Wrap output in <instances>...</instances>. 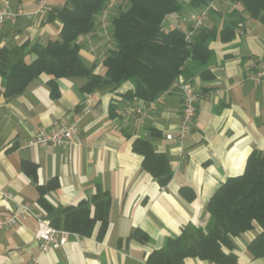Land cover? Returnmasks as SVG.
Segmentation results:
<instances>
[{
    "label": "crops",
    "instance_id": "1",
    "mask_svg": "<svg viewBox=\"0 0 264 264\" xmlns=\"http://www.w3.org/2000/svg\"><path fill=\"white\" fill-rule=\"evenodd\" d=\"M67 2L49 0L41 10L38 0H0V8L25 13L15 23L0 25V50L23 49L26 61L32 62L34 46L59 39L62 23L49 16ZM180 2L191 16L200 10L193 0ZM191 16L186 27L181 20H172L164 29L187 32ZM230 22L235 23L234 38L225 42L218 34L210 42L214 55L205 67L190 60L186 64V75L201 96L193 130L182 145L166 139L181 123L182 102L175 84L163 100L149 106L144 122L125 113L139 103L123 97L133 89L131 82L114 92L83 94L87 78H61L57 80L60 95L55 97L49 84L52 77L42 74L20 94L0 93V217L12 216L17 202L46 216L39 204V186L52 179L58 186L48 188L44 196L55 207L89 200L99 188L112 200L103 239L97 238V225L91 237L71 235L66 245L46 253H41L35 238L36 219L20 217L15 226L0 230V264H28L35 257L39 264H143L186 227L207 229L211 220L207 205L216 190L244 172L253 151L264 153V82L257 85L248 77L252 65L264 60V23L251 17L242 3L221 0L205 28L220 33ZM80 43L83 62L103 73L83 38ZM204 70L213 77L203 78ZM62 124H77L79 137L73 145L28 146L39 133ZM139 138L149 140L170 161L173 176L167 186L142 169L143 157L133 150ZM25 161L37 165L36 179L24 171ZM185 187L195 193L194 200L181 193ZM2 192L14 195L15 201L4 199ZM137 230L150 240L134 239ZM259 231L256 227L233 239L238 264H264L248 250ZM184 264L216 263L188 258Z\"/></svg>",
    "mask_w": 264,
    "mask_h": 264
},
{
    "label": "trees",
    "instance_id": "2",
    "mask_svg": "<svg viewBox=\"0 0 264 264\" xmlns=\"http://www.w3.org/2000/svg\"><path fill=\"white\" fill-rule=\"evenodd\" d=\"M112 0H68L64 7L54 10L49 20L62 23L59 39L47 45H36L32 51L35 59L27 62L23 49L0 50V77L5 97L22 93L27 86L42 74L52 77L49 84L55 97L60 95L57 80L70 77H85L83 94L97 90L114 92L124 83L134 87L123 94L126 100L153 101L170 89L179 75H186L190 60L205 67L214 55L210 42L221 34L223 41L235 36V23H227L220 33L202 28L190 41L187 32L175 28L164 29V22L171 14H179L183 5L180 0H118L111 10V28L116 48L104 61V72L95 71V65L87 66L80 55V39L96 31L102 12ZM210 0H193L200 9ZM245 6L249 15L264 23V0H231ZM211 79L209 70L201 73ZM190 80V79H188ZM135 153L143 157L142 169L156 178L165 187L173 176L168 158L158 153L151 142L137 139L133 144ZM24 171L36 179L37 165L23 162ZM58 186L54 179L48 185H40L39 204L53 226L72 234L91 237L98 225L97 238L103 239L110 222L111 196L99 188L89 200L77 205L53 206L44 196L48 188ZM181 193L194 200L190 188H181ZM207 212L210 222L207 229L186 227L178 236L167 239L164 248L152 252L143 264H184L188 258L208 260L216 264H238L233 239L259 228V234L248 246L255 259H264V153L253 151L244 172L226 180L211 197ZM133 238L147 243L150 238L137 230Z\"/></svg>",
    "mask_w": 264,
    "mask_h": 264
},
{
    "label": "built area",
    "instance_id": "3",
    "mask_svg": "<svg viewBox=\"0 0 264 264\" xmlns=\"http://www.w3.org/2000/svg\"><path fill=\"white\" fill-rule=\"evenodd\" d=\"M49 0H38L40 9L43 10ZM221 0H210L198 12L190 17V29L187 32L186 38L188 41L205 27L206 22L213 10L217 8ZM119 3L118 0H112L108 7L102 12L96 24V31L84 35L82 38L86 42V48L94 58L97 66L104 68V61L109 53L116 48L113 40V33L111 28V10ZM25 15L23 11H12L9 8H0V25L8 22H17L20 16ZM249 79L260 85L264 82V60L259 64H253L249 71ZM176 87L179 89L180 98L182 102L181 123L175 132L168 133L166 139L182 145L183 142L191 134L195 119L198 114L197 103L200 99V93L196 90L192 81L179 75L176 80ZM166 92L162 93L157 99L148 102L139 100V103L126 108L127 115H137L144 122L149 113V106L153 102L163 100ZM79 137V130L77 124H62L50 131H44L36 135L28 142L30 147L45 148L48 146L54 147H68L75 143ZM4 199L8 201H15L14 195L7 192L1 193ZM32 216L37 221L35 238L38 241L41 253H46L51 250H56L69 242L71 235L67 230L56 228L41 212L27 203H16V210L10 217H0V230L11 228L15 226L20 217ZM28 264H39L38 257L33 258Z\"/></svg>",
    "mask_w": 264,
    "mask_h": 264
},
{
    "label": "rangeland",
    "instance_id": "4",
    "mask_svg": "<svg viewBox=\"0 0 264 264\" xmlns=\"http://www.w3.org/2000/svg\"><path fill=\"white\" fill-rule=\"evenodd\" d=\"M190 10H188L187 8H185L184 6H183V9H182V11L179 13V14H171V15H169L167 18H166V20H165V22H164V27H166L167 25H168V23H169V21H179V20H181V25L183 26V27H186V20L188 19V17L189 16H191L190 14V12H189ZM214 11V10H213ZM212 11V12H213ZM211 12V13H212ZM179 16H181V19H179L178 17ZM186 22V23H185Z\"/></svg>",
    "mask_w": 264,
    "mask_h": 264
}]
</instances>
